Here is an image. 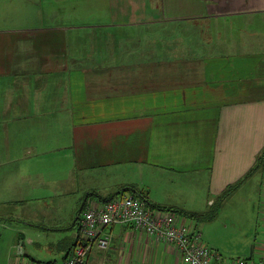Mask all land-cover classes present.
I'll list each match as a JSON object with an SVG mask.
<instances>
[{"label":"crops","instance_id":"1","mask_svg":"<svg viewBox=\"0 0 264 264\" xmlns=\"http://www.w3.org/2000/svg\"><path fill=\"white\" fill-rule=\"evenodd\" d=\"M138 191L168 213L217 203L173 215L226 261L264 257V0H0V264L18 242L61 262L82 209ZM34 201L62 212L35 220ZM103 232L89 264H186Z\"/></svg>","mask_w":264,"mask_h":264},{"label":"built area","instance_id":"2","mask_svg":"<svg viewBox=\"0 0 264 264\" xmlns=\"http://www.w3.org/2000/svg\"><path fill=\"white\" fill-rule=\"evenodd\" d=\"M212 203V201H209ZM131 225L154 238L155 241L173 245L186 264H246L243 257L229 261L215 249L201 241V231L190 224H179L173 213L162 212L146 204L137 194H116L102 203L87 206L81 212L78 235L67 256L61 261L32 262L30 264H89L87 256L93 246L106 249L109 238L103 232L112 225ZM7 264L19 262L23 246L18 242L14 255ZM17 260L16 262L13 261ZM257 264H264V257Z\"/></svg>","mask_w":264,"mask_h":264},{"label":"rangeland","instance_id":"3","mask_svg":"<svg viewBox=\"0 0 264 264\" xmlns=\"http://www.w3.org/2000/svg\"><path fill=\"white\" fill-rule=\"evenodd\" d=\"M255 196H256V192H255V190L254 189H251L250 191L249 190H247V187H245V188H242L241 190H239V192H237V194H234V196L231 198L232 199V201H240L241 200V198H244V199H246L248 202H252V201H254L255 200ZM223 197H221V198H219L218 199V201L217 202H219L221 199H222ZM37 202H39V201H34V207H33V210H34V212L32 213V218H34L33 217V215L35 214L36 215V217L34 218L35 220L36 219H39V220H41V221H43V219H44V217H46V216H48V215H53V214H55L57 211L60 213V212H62L61 211V209L59 208V209H56L55 207H51V208H45V207H43V208H41V207H37L36 205H37ZM217 203H216V205L214 206V207H212V208H209L210 210H209V212H207V211H203L202 213H200V212H198V213H195L197 216L196 217H193V218H195L196 220H201V219H209V220H212V219H210V218H212V217H209L208 215H211V213H213L214 214V212H215V210H217L218 208H217ZM215 209V210H214ZM67 210H70V208H68ZM83 210V209H82ZM81 210V211H82ZM17 217H19V215H17ZM16 225H19V223L17 222L16 223ZM31 228L34 230L35 228H34V225H32L31 226ZM217 233L218 234H221V231H217ZM223 236H224V241H226V242H232L231 240H229L228 238H227V234H223ZM1 243H2V241H0ZM28 246L29 245H27V249H28ZM31 246L33 247V244H31ZM24 247V246H23ZM36 248V246H34V249ZM38 250L40 251V248H38ZM23 251H24V248H23ZM32 254V253H31ZM238 255V254H237ZM32 259L35 261V260H45V259H43L44 257H42V256H40V255H38V256H35L34 254H32ZM241 256V255H240ZM13 257V256H12ZM11 257V258H12ZM10 258V259H11ZM9 259V260H10ZM31 258H28V257H26V258H21V259H19V262H21V263H24V264H30L29 263V261L28 260H30ZM13 261L14 262H16L17 260H14L13 259ZM31 261V260H30ZM9 262V261H8Z\"/></svg>","mask_w":264,"mask_h":264},{"label":"trees","instance_id":"4","mask_svg":"<svg viewBox=\"0 0 264 264\" xmlns=\"http://www.w3.org/2000/svg\"><path fill=\"white\" fill-rule=\"evenodd\" d=\"M237 185H238V183L237 184H235V185H233L232 187H229L223 194H222V196L221 197H223V198H225L232 190H234V188H236L237 187ZM134 187H126V189H133ZM139 192V191H138ZM139 194H141V195H139V196H141V198H143L144 199V201L146 202V204L148 205V206H150V207H153V208H157V207H155V206H153L151 203H149V201H147L145 198H144V195L142 196V192L140 191L139 192ZM138 195V194H137ZM151 204V205H150ZM158 209H161V208H158ZM164 209V208H163ZM165 210V209H164ZM168 211H170V213H175V212H182V213H184L185 215H187V216H191V217H196L197 215L195 214V213H198V212H190V211H185V210H178V209H167ZM214 214H215V212H214ZM214 214H211L209 217H213L214 216ZM204 220H206V219H204Z\"/></svg>","mask_w":264,"mask_h":264}]
</instances>
